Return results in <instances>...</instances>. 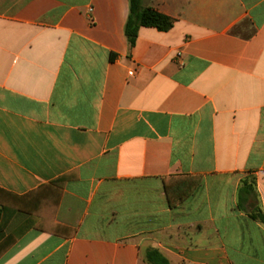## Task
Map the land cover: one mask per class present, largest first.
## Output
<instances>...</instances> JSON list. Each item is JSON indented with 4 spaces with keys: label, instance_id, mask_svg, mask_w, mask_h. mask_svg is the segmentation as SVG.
Instances as JSON below:
<instances>
[{
    "label": "crops",
    "instance_id": "obj_1",
    "mask_svg": "<svg viewBox=\"0 0 264 264\" xmlns=\"http://www.w3.org/2000/svg\"><path fill=\"white\" fill-rule=\"evenodd\" d=\"M142 6L0 0V264H264V0Z\"/></svg>",
    "mask_w": 264,
    "mask_h": 264
},
{
    "label": "trees",
    "instance_id": "obj_2",
    "mask_svg": "<svg viewBox=\"0 0 264 264\" xmlns=\"http://www.w3.org/2000/svg\"><path fill=\"white\" fill-rule=\"evenodd\" d=\"M174 24V20L152 8L142 6V0H129V13L124 27V35L132 47L136 41L138 30L141 27L153 28L159 32L169 31ZM67 177L53 181L51 185L59 186L62 189ZM200 183L199 177L172 176L163 180L164 192L169 207H175L185 201L197 188ZM243 186L238 192V209L243 210L245 202L242 193L250 196L253 193L252 183L243 181ZM0 215L5 205L1 204ZM252 220L264 226V215L257 205L247 212ZM145 261L148 264H170L169 261L156 249H148L145 252Z\"/></svg>",
    "mask_w": 264,
    "mask_h": 264
},
{
    "label": "built area",
    "instance_id": "obj_3",
    "mask_svg": "<svg viewBox=\"0 0 264 264\" xmlns=\"http://www.w3.org/2000/svg\"><path fill=\"white\" fill-rule=\"evenodd\" d=\"M89 11H91V9H89Z\"/></svg>",
    "mask_w": 264,
    "mask_h": 264
}]
</instances>
